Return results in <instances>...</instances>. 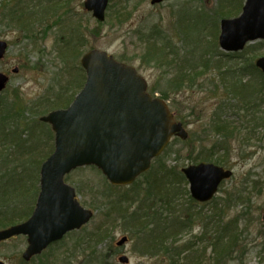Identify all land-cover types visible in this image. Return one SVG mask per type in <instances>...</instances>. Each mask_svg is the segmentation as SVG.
<instances>
[{
	"label": "rangeland",
	"instance_id": "374dc122",
	"mask_svg": "<svg viewBox=\"0 0 264 264\" xmlns=\"http://www.w3.org/2000/svg\"><path fill=\"white\" fill-rule=\"evenodd\" d=\"M68 1L42 0L41 7L40 0H22L20 8L23 10L27 8L25 10L30 14L24 13L26 17L18 23L14 22L6 27L0 26V39L9 43L6 57L0 63V72L7 73L11 78L4 97L10 100L17 98L31 107L39 103L41 98L48 96V89L51 86H54L51 90H57V85L60 88V85L64 84V79H55L62 61L54 51L56 37L54 30L57 26L51 23V18L60 14H70L76 24L84 30L85 53L91 49L106 51L118 61L135 67L147 81L148 91L158 97L163 95L162 91L166 89L169 80L176 78V70L166 66L172 63L170 55L173 49L179 53L178 59L175 60L177 62L184 63L187 57L193 56L190 54L192 52L190 47L194 42H191L187 50L189 44L184 42V31L188 29L186 31L188 34L194 32L193 37H199L196 41L199 45L202 44L199 46V53L209 49V46L212 47L216 41L217 49L214 50L216 55H212L216 56V59L213 61L216 63L222 60V66L216 68L212 64L208 68L199 67L198 71L201 72L195 73L192 79H188L191 83L188 85H193L191 89L185 88L181 93L171 94V100H175L176 103H171L170 106H174L173 110L181 114L180 120L185 124L189 140L187 144L181 140H173L161 155V163L182 171L190 165L199 164L197 160L207 158L211 163L221 161L224 168L233 171V178L221 185L214 200L203 205L195 203L196 209L190 197L188 181L177 180L175 190L180 192V196L176 200L175 211L179 217L182 216L181 218L184 219L187 215L191 220L188 212L194 214L195 209L201 216H210L211 222L214 223L217 220L215 214L224 211L225 226L219 224L220 226L205 228L211 235L218 236L221 235L223 228L227 229L222 235L228 239L226 251L223 255H219L224 259L234 258L228 264H264V87L260 88V98H257L260 106L256 109L254 106L244 104V100L242 103L240 96L237 98L230 96L224 80L226 67L231 68L235 76L242 74L245 69H251V73L246 72L248 74L242 78L244 84L248 85L254 79L257 80V84L259 82L262 84L263 78L260 74L254 77L255 68L252 65L258 57L264 56V43L262 46L260 42L251 44L258 48L246 50L234 58H217V55L225 53L218 45L220 22L229 18L224 16L227 15L224 3L228 1L231 7H234L236 14L229 15L230 18H234L240 14L245 0H165L164 3L154 6L151 0H110L106 20L103 23L96 21L91 13L84 9L86 0H71V3ZM5 3L7 10L17 9L13 0H6ZM49 25L52 28H49ZM194 26H198V36ZM155 33L159 34L160 46L166 44L168 37L172 41L173 47H168L165 51L170 56L166 64L165 59L155 53L149 54L150 60H147L148 51L140 37ZM28 34L38 35L37 41H40L39 45L44 52L38 50L35 44L26 43L27 40L23 42V37ZM31 35L30 37L34 38ZM209 55L210 53L206 55L208 60L211 58ZM16 68H19V72L13 74L12 71ZM186 68H189L188 64ZM226 96L231 97V102L229 101L228 104L234 106L224 110L227 118L229 122L236 124V128L242 129L233 140H224L218 133L211 132L212 117ZM51 100L53 101V98H48L49 102ZM30 119H34L32 115ZM223 145L226 148L221 147ZM68 182L76 189L81 204L95 213L84 232L69 235L61 243L53 245L42 256L30 262L23 259L28 246L27 238L18 237L0 244V261L5 264H125L119 262L118 257L126 256L129 260L126 264H170L162 255L143 254L147 252L146 249L143 250L144 244H141V238L144 236H138L142 229V220H132L130 213L122 215L121 211L109 215L110 206L107 198L111 197L117 202L119 197L117 194L121 195L124 192L122 194L124 195L125 191L116 188L109 191V182L93 167L75 171L69 176ZM129 204L125 205L130 207V212L133 206H136L135 209L139 207V204ZM244 213L246 216H242ZM232 221H235L237 226L231 227ZM178 222L184 221L178 220ZM190 225L182 230L179 239L186 241L185 244L189 247L193 246L192 251H196L197 248H213L214 243L209 245L208 237L202 238L205 230L200 221L196 220ZM99 228L107 231V237L105 236L97 247L94 242L92 243L96 247L92 256L86 236ZM231 232L240 235L237 245L230 235ZM124 237L129 238L130 241L117 247ZM171 244L170 241L169 245ZM152 252L155 253L154 249ZM211 252V249L207 250V254ZM199 255L203 256L202 253ZM207 262L209 261H205Z\"/></svg>",
	"mask_w": 264,
	"mask_h": 264
},
{
	"label": "water",
	"instance_id": "95a60500",
	"mask_svg": "<svg viewBox=\"0 0 264 264\" xmlns=\"http://www.w3.org/2000/svg\"><path fill=\"white\" fill-rule=\"evenodd\" d=\"M109 1L87 0L85 9L104 22ZM164 1L151 0V4ZM256 41H264V0H246L239 17L221 21L219 44L225 52H239ZM6 49L7 43L0 41V61ZM81 63L87 75L83 90L68 109L41 119L55 133V151L42 165L35 211L27 222L0 230V243L27 237L23 255L27 262L67 233L80 230L94 215L76 200L75 189L65 183L67 175L94 166L112 185L129 186L150 170L173 137L188 139L169 105L147 93L146 81L133 67L100 50L89 51ZM256 66L264 73V57ZM9 80L0 73V93ZM183 173L192 198L199 203L211 201L221 183L232 177L231 171L214 164L190 166ZM127 241L123 238L118 246ZM119 261L129 260L124 256Z\"/></svg>",
	"mask_w": 264,
	"mask_h": 264
},
{
	"label": "trees",
	"instance_id": "16d2710c",
	"mask_svg": "<svg viewBox=\"0 0 264 264\" xmlns=\"http://www.w3.org/2000/svg\"><path fill=\"white\" fill-rule=\"evenodd\" d=\"M20 1L22 0H13L17 9L7 10L6 0H0V26L6 27L14 22L18 23L26 17V14H30L28 10H25L27 8L24 10L20 8ZM41 2L42 0H40L39 5H41ZM24 3L26 4V1H24ZM68 3H71V0H69ZM42 6L43 5H41V7ZM224 8L227 10V15L224 16L230 18V14H236V11L233 10L234 7H231L228 1L224 3ZM200 16H202V14ZM51 20V23H53L55 27L57 26L54 30L56 36L54 40V51L57 57L62 61L60 62V69L55 74V79H64V84L60 85V88L57 85V90H51L54 88V86H51V88L48 89V96L44 97L45 99L41 98L38 101L39 103L31 107L27 106L25 102L19 101L17 98L10 100L4 97L6 91L5 93L3 92L4 94L2 93L3 95L0 94V174L2 175L0 179V229L26 221L35 209L40 191V169L43 162L54 150V134L49 125L41 122L40 115L67 108L83 88L86 80L85 72L80 64V59L86 50L84 30L82 27L78 26L75 19L67 13L54 16ZM48 27L52 28L50 25ZM194 27L196 28L195 32L198 36V26ZM193 28L192 31L194 30ZM186 31H188V29ZM186 31H184V42L189 44L187 50H189L191 42L193 41L194 43L190 47L192 51L190 54H193V56L187 57L184 63L175 61L179 56V53H177L175 49H173L170 55L171 58L169 53H165L168 47H173L171 46L172 41H170L169 37L166 39V44H162L161 46L158 44V33L147 34L145 37L141 35L140 37L141 42L146 45L145 49L148 51L147 60H150L149 54L151 53L159 54L160 57H163L165 59V64L168 58L172 60L170 61L172 63L166 66L176 70V78L174 80L170 79L168 84H166V89L162 91V98L166 101H170V103H176L175 100H171L172 93H181L185 88H192L193 85H188L190 83L188 79H192L194 75H196L195 73L201 72L198 71L199 67H202V69L208 68L212 64H214L216 68L222 66V60L216 61V63L213 61V59H216V56H212L213 54L216 55V51H214L217 49L216 41L212 47L209 46V49L199 53V46H202V44L199 45V43L196 42L199 40V37H193L194 32H192L193 34H188ZM30 35L31 34H28L25 38L23 37V42L27 40L26 43H30V45L33 43L38 50L44 52V49L39 45L40 41H37L38 35H31L34 38L30 37ZM153 38L155 39L152 40ZM260 44V46H262L263 42H260ZM254 48H258V46H250L247 48V51L254 50ZM208 53H210L209 57H211L210 59L212 60L206 59ZM198 54L201 56L197 57ZM236 56L237 55H217V58L223 57L226 59ZM190 58L192 59L190 60ZM186 64H188V67L191 69L186 68ZM252 66L255 67V65ZM251 71V69H245L242 71V74L235 76L232 69L226 67L224 71L225 87L230 93V96L233 98L240 96L242 103L244 100V104L247 106H254L258 109L260 101L257 98H260L261 86L264 87V76L261 74L263 85L260 82L257 84V80L255 79L253 81L251 80L248 85H245L244 79L242 78L248 74L246 72L251 73ZM258 72L259 74L261 73L259 70ZM73 74L76 76H72ZM230 96H226L222 105L219 106L211 120V132L214 134L218 133L224 140H233L235 138L234 136L239 134V131L242 132L241 127L236 128L235 123L229 122L230 120L227 118V113L224 111L230 109V106L234 107L228 104L229 101L231 102ZM48 98H53V101L51 100L49 102ZM171 108L176 118L182 122V120H180L181 114L173 110L174 106H171ZM30 115H32L34 119H30ZM182 123L184 124V122ZM188 143H190V141ZM221 147L226 148L224 145ZM161 161V157L156 159L150 171L144 174L132 186L113 187L125 191L126 194L122 195L124 192L121 195L117 194V196H119L117 202L111 197L107 198L110 207H108L107 204H104V206L108 207V211L110 212L109 215L111 216L115 211H121L122 215L124 213H130V219L132 220H142V229L138 233V236H144V238H141V244H144L143 250L146 249L147 252L143 254L162 255L164 259L169 260L170 264H204L207 260L209 262L205 264H228L230 261H233L234 258L227 257L224 259L219 255H223L226 251L228 239L225 236L222 237V235H224L227 229L223 228L220 232V236L217 234L211 235L210 232H207L208 230H205V228L210 226H220L219 224L225 226L224 211L215 214L217 220H215L214 223L211 222L210 216H201L199 212L195 211V203H193L195 208L194 214L188 212L191 216V220L187 215L184 219L181 218L182 216L179 217L175 209L177 206L176 200L179 198L180 192L175 190V183L179 179L184 180L185 177L181 171L174 167H168L162 164ZM203 161L209 162L207 158L197 160L196 162ZM222 163L221 161H215V164L220 166H222ZM32 171L34 172L31 174ZM66 181H69V176L66 178ZM111 189L112 186L109 185L108 190L111 191ZM129 203L131 205L139 204L138 209H135L136 206H133L131 213L130 207L125 205ZM242 216H246V214L244 213ZM178 220L184 222L180 223ZM196 220L200 221V224L204 226L205 231L202 238L208 237L209 245L210 243H214L213 248H197L196 251H192L193 246L189 247L185 244L186 241L179 239L182 230ZM186 222L188 223L186 224ZM235 223V221H232L230 226H237ZM178 228L180 229L179 231ZM175 230H177V232ZM230 235L235 239L237 245L240 235L232 234V232ZM105 236L107 237V231H102L100 228L96 232L86 236L89 246H91L89 250L92 256L95 252V248ZM175 237L176 239L174 240ZM170 241L174 245H169ZM93 242L96 247L92 244ZM153 249L155 253L152 252ZM208 249L212 250L209 254H207ZM199 253H202L203 256L199 255ZM192 258L195 259L191 260Z\"/></svg>",
	"mask_w": 264,
	"mask_h": 264
},
{
	"label": "bare ground",
	"instance_id": "6f19581e",
	"mask_svg": "<svg viewBox=\"0 0 264 264\" xmlns=\"http://www.w3.org/2000/svg\"><path fill=\"white\" fill-rule=\"evenodd\" d=\"M12 226H13V225H10L9 228L12 227Z\"/></svg>",
	"mask_w": 264,
	"mask_h": 264
},
{
	"label": "flooded vegetation",
	"instance_id": "af4514ba",
	"mask_svg": "<svg viewBox=\"0 0 264 264\" xmlns=\"http://www.w3.org/2000/svg\"><path fill=\"white\" fill-rule=\"evenodd\" d=\"M119 257H120V256H119ZM119 257H118V258H119Z\"/></svg>",
	"mask_w": 264,
	"mask_h": 264
}]
</instances>
